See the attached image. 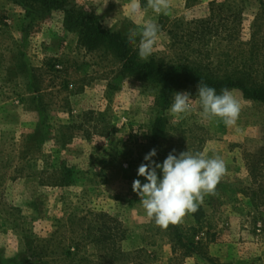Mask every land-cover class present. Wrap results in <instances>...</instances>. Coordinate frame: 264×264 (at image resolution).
Masks as SVG:
<instances>
[{
	"label": "rangeland",
	"instance_id": "1",
	"mask_svg": "<svg viewBox=\"0 0 264 264\" xmlns=\"http://www.w3.org/2000/svg\"><path fill=\"white\" fill-rule=\"evenodd\" d=\"M211 1L222 0H169V14L157 15L140 0H0V264H20L28 240L50 253V264L96 260L89 242L75 256L65 252L73 245L72 229H86L98 211L117 216L127 229L121 247L132 261L122 264H264V102L224 88L240 104L232 126L201 116L198 85H178L163 103L158 81L124 72L109 47L89 48L69 22L70 11L92 12L127 38L152 20L160 38L147 61L131 46L136 62L164 70L189 63L207 75L237 69L264 84V0H236L235 9L215 12L224 21L220 36H187L189 23L210 17ZM134 2L140 14H132ZM231 11L241 15V47L257 22V59L232 52ZM176 92L191 94L188 115L170 112ZM153 148L157 162L173 150L224 160L226 173L200 203L203 229L192 213L163 228L142 208L132 184L143 182L137 169ZM50 163L73 169V181L49 184ZM191 226L204 245L191 246L186 235L182 242L174 238L176 229L183 235Z\"/></svg>",
	"mask_w": 264,
	"mask_h": 264
},
{
	"label": "trees",
	"instance_id": "2",
	"mask_svg": "<svg viewBox=\"0 0 264 264\" xmlns=\"http://www.w3.org/2000/svg\"><path fill=\"white\" fill-rule=\"evenodd\" d=\"M27 1V0H25ZM35 2V0H32ZM41 1V0H36ZM145 4L148 0H140ZM48 2V0H44ZM49 4V2H48ZM209 5H212L211 15L206 20L192 21L188 24L186 35H192L195 39L201 40L208 34L214 36H220L223 33L224 24L223 19H215V12H222L225 5H238L236 0H222L211 1ZM233 7V6H232ZM234 8V7H233ZM235 9V8H234ZM231 25L228 28V37L231 41L232 52L237 55H248L250 59H257L262 52L260 46L262 42L259 41V27L257 22L251 26V37L249 40H245L244 47L242 44V21L241 15L236 11H231ZM69 22L78 27L82 36L86 39V46L93 48L99 42L109 47L123 63V71L129 72L132 75L144 76L152 78L161 84L159 93V99L165 103L169 102L172 97V92L178 85L184 84L187 87L193 85H199L202 81L204 84L213 87L216 91H220L224 88L238 87L241 89L245 96L264 102V84L257 82L254 79V73L245 74L243 72L235 70H229L226 73H217L220 75H207L198 71L194 65L189 63H178L170 70H164L161 67L153 65L150 62L138 63L132 56V48L127 44V38L119 32H114L100 22L99 18L92 12H69ZM192 25H194L192 27ZM226 32V27L224 29ZM88 39V41H87ZM35 140V135L29 138ZM52 155L44 157V163L51 159ZM64 160H60L62 162ZM63 166L56 167L55 164L50 163V175L49 184L52 186H66L73 181L74 170L67 167L64 163ZM48 170H45L47 172ZM196 222L204 228V211L202 206L199 205V209L193 214ZM87 218H81L80 220H86ZM86 229H72V247L65 252L66 257L75 256L79 253L81 245L86 242L94 244L97 251L96 260H88V264H122L128 261H132L129 253H126L122 247V242L126 239L127 229L123 222L115 215L108 212L98 211L91 212L90 219L87 220ZM73 225V223L71 224ZM179 242H182L183 236L189 237V244L191 246H202L204 241H195L194 236L198 232L195 226H191L183 235L179 229L175 231ZM191 234V236L189 235ZM71 243V244H72ZM177 244V243H176ZM27 252L20 258V264H50L45 258L50 257V253L44 249H39L33 245L32 241L27 242ZM75 250L72 251V250ZM41 251V252H40ZM212 261L213 259H209Z\"/></svg>",
	"mask_w": 264,
	"mask_h": 264
},
{
	"label": "clouds",
	"instance_id": "3",
	"mask_svg": "<svg viewBox=\"0 0 264 264\" xmlns=\"http://www.w3.org/2000/svg\"><path fill=\"white\" fill-rule=\"evenodd\" d=\"M148 7L157 15L170 12L169 0H148ZM143 9L133 3L132 14H140ZM160 38V29L152 20H147L138 29L127 33V44L132 46L139 58L147 61ZM201 116L204 119L219 118L225 126L235 125L240 104L228 89L218 94L216 89L204 84L198 85L196 93ZM193 98L188 92H176L170 112L174 116L188 115L192 112ZM155 148L143 158L137 169V176L143 178L133 181V191L140 197V204L146 214L154 219L156 225L167 228L175 225L189 213H196L204 195L214 194L221 177L226 173V164L219 156L206 157L202 153L184 151L170 152L162 162L154 159Z\"/></svg>",
	"mask_w": 264,
	"mask_h": 264
}]
</instances>
